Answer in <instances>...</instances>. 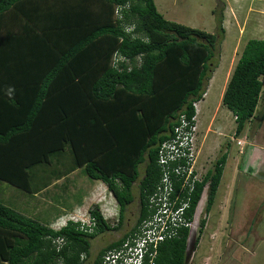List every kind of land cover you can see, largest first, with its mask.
<instances>
[{
    "label": "trees",
    "instance_id": "1",
    "mask_svg": "<svg viewBox=\"0 0 264 264\" xmlns=\"http://www.w3.org/2000/svg\"><path fill=\"white\" fill-rule=\"evenodd\" d=\"M46 1L0 0V180L33 196L82 167L106 184L119 214L112 225L93 204L90 226L54 228L1 197L0 264H85L91 239L122 224L135 184L139 214L130 233L138 231L161 174L158 147L179 114H194L192 101L206 91L224 33L220 16L210 33L166 19L154 0H97L67 11ZM263 75L264 39L249 38L222 96L236 135L255 113ZM226 157L196 183L188 217L203 190L204 213L211 210ZM53 160L60 170H52ZM204 227L201 218L197 236ZM188 237L183 227L160 241L154 263L184 264Z\"/></svg>",
    "mask_w": 264,
    "mask_h": 264
},
{
    "label": "rangeland",
    "instance_id": "2",
    "mask_svg": "<svg viewBox=\"0 0 264 264\" xmlns=\"http://www.w3.org/2000/svg\"><path fill=\"white\" fill-rule=\"evenodd\" d=\"M154 3L158 12L166 19L210 33H217L216 17H222V14L226 13L225 28L223 27L225 32L219 33L216 55L214 56L218 65L215 80H212L210 84L207 83L206 94L198 103L197 126L199 127L197 131L200 133L195 140L196 147L198 148L200 145L201 138H203L202 134L207 135L205 137L206 140L204 138L205 143L213 146L208 150L210 155H207L208 153L205 151L206 154L201 153L198 158V168L204 173L213 163L215 157L219 155V144L229 141V137L232 136L233 144L236 143L234 115L232 116L227 107L223 105L220 91L226 71L230 72L232 70L246 40L249 38L264 39V0H154ZM261 80L264 88V75ZM257 107H260V101ZM212 111H216L213 124L210 122ZM207 127H210V130ZM197 135L198 132L196 133ZM263 138L264 135H261L259 140L263 141ZM198 140L199 143H197ZM205 155L207 158H204ZM68 156L69 152L67 153V158H69ZM51 168L52 170L55 168L60 170L59 162L53 160ZM241 175L245 179L249 177L248 187L243 185L235 186L231 199L229 197L227 223H219L220 212L208 213V222L198 236L196 228L195 232L198 241L194 245L187 264H264V183L251 175L243 173ZM252 183L253 185L251 186ZM101 186L103 187L99 188V185H96L94 189L87 191L89 196L84 197L83 208L67 215L69 217L73 216V218H84L85 226H88V220H90L88 209L93 204H98L100 208L101 203H106L104 207L106 218L110 223H116L118 204L106 184L102 183ZM80 187H83L82 190L79 188L83 194L85 186L81 184ZM0 189L1 201H3L1 197H7L11 193L10 191L23 193L19 188L1 180ZM55 190L58 192L57 184ZM133 191L134 200L126 207L123 226L114 233H100L91 239L89 261L93 260L109 239L115 238V236L124 232L126 221L130 220L132 223L136 219L139 211L136 184ZM57 199L56 197L52 201L50 209L53 211L42 209V212L37 215L31 214V212L28 214V210L26 212L23 210L25 207H29L31 211V208L34 207L32 205L33 201L30 202L29 206L24 204L23 207L17 208L11 198L7 200H10L11 203L8 204L12 205L16 210L29 216L33 215V218L47 224L50 217L59 211ZM205 199L204 197L199 205L201 207L200 218L204 214ZM212 212H214V209ZM63 218L65 216L58 217L50 226L58 227Z\"/></svg>",
    "mask_w": 264,
    "mask_h": 264
},
{
    "label": "built area",
    "instance_id": "3",
    "mask_svg": "<svg viewBox=\"0 0 264 264\" xmlns=\"http://www.w3.org/2000/svg\"><path fill=\"white\" fill-rule=\"evenodd\" d=\"M198 103L199 100L192 101L194 114L190 119L184 113L177 116L172 135L158 147L157 162L161 174L157 185L148 196L147 217L139 224L138 231L126 238L121 249H111L98 264H155L156 247L160 241L178 236L179 229L183 227H188L190 234L201 218L205 219V225L208 222V214L204 213L200 218L199 205L204 198V190L191 218L186 215L196 183L206 174L197 166L198 150L195 140ZM69 218L79 221L80 228L84 229V218ZM65 223L66 218H63L57 228ZM88 223L92 224L91 218ZM58 242H62V239L59 238Z\"/></svg>",
    "mask_w": 264,
    "mask_h": 264
},
{
    "label": "crops",
    "instance_id": "4",
    "mask_svg": "<svg viewBox=\"0 0 264 264\" xmlns=\"http://www.w3.org/2000/svg\"><path fill=\"white\" fill-rule=\"evenodd\" d=\"M45 2L47 1L45 0ZM48 2L55 4L57 8L59 9H66V11H67L68 6L76 7L79 4L86 5V4L98 3L97 0H48ZM225 17H226V13L224 12L222 14V26L224 28H225L224 24L226 20ZM217 66L218 65H216L214 71L212 72L211 77L207 82L208 84H210L212 80H215ZM233 68L230 72L226 71L225 73L226 77L224 76L222 86H221V91H220V94H222V96L226 88L227 82L233 71ZM263 94L264 93L262 91V95L259 100L260 107L259 108L256 107L254 115L250 118L245 128L238 135L235 134L237 138L236 143L233 144L232 142L233 136H232V137H229L231 141L229 139V141L227 142L225 141L222 144L218 145L219 155L215 157L214 161L222 153L227 154V157H226V162L222 170V175H221L218 189L216 192L215 200H214V203L209 213H215L216 211L220 212V215L218 218L220 224L223 222L227 223L228 221L227 212H228L229 197L231 199V196L235 190V186L243 185L244 187H248L247 182H249L248 181L249 177L245 179L241 175V173L251 175L252 177H255L256 179L264 183V138H263V141L259 140L261 135L262 136L264 135L263 133L264 132V96ZM201 100H199V102ZM230 113L233 116V113L231 111ZM210 115H211L210 122L211 124H213V119H214V116L216 115V111H212ZM198 127L199 126H197V130H198ZM207 129L210 130V127H207ZM248 129H249V134H248ZM197 132H198V135L196 137H199L200 132L199 131ZM206 136L207 135L202 134L203 138H201L200 143H199V140L197 141V143L200 144L197 148L198 150L197 166H198V158L201 156V153L204 154L206 151L208 153L207 155H210L208 150H210L213 147L212 145L205 143ZM238 141H240V143H238ZM204 158H207L206 155ZM213 163L208 167V169L212 167ZM207 170L205 172H207ZM102 183L103 182H101L100 180L90 179L83 172L82 167H77V168L72 169L69 173L61 175L58 179L53 181V183L48 188L44 189L43 192L41 193H37L33 196H29V194L25 195L24 192L19 193L18 191H10L11 193H9L7 197L5 198L2 197V198L4 200L6 198L7 199L11 198L16 204L17 208L23 207L24 204L29 206L30 202L33 201L32 205L34 207L31 208V211L29 207H25V209L23 210H25V212L26 210H28V214H30L31 212V214L37 215L39 212H42V209H45L46 211H53L50 209V207L52 205V201L54 200V198L57 197L58 198L57 206L59 208V211L53 214L49 220L48 218L50 215L47 217V220H48L47 224L51 225V223H54L58 217L63 216V215L65 216L69 213H74L77 209L80 210L81 208H83L82 205L84 203L83 201L84 197L89 196V193H87V191L94 189L96 185H99V188L103 187L101 186ZM56 184L58 187V192H56L55 190ZM81 184L85 186L84 187L85 192L83 194L81 193V190L83 188V187L82 188L80 187ZM252 185L253 183L251 184V186ZM79 188L81 190H79ZM105 204L101 203L100 209H101L102 214L106 218V211L104 209ZM213 209H214V212H212Z\"/></svg>",
    "mask_w": 264,
    "mask_h": 264
},
{
    "label": "flooded vegetation",
    "instance_id": "5",
    "mask_svg": "<svg viewBox=\"0 0 264 264\" xmlns=\"http://www.w3.org/2000/svg\"><path fill=\"white\" fill-rule=\"evenodd\" d=\"M125 210H126V209H125ZM118 214H119V211H118V209H117V212H116V216H117V218H118ZM123 214H125V211H124ZM138 214H139V211H138ZM137 217H138V215L136 216V219H137ZM117 218H116V219H117ZM136 219H135L132 223H131L130 220L126 221V223H125V227H124V232H122L121 234L115 236V238L109 239V240L107 241L106 245H108V244H110V243H112V242H115V241L121 240L125 234H128L127 237L132 236L130 232H131V230L135 227ZM123 221H124V220H123ZM67 222H68V221H66L65 224H67ZM115 224H117V222H116V223H112V225H115ZM122 226H123V222H122V224L118 227V229H121ZM116 230H117V229H110V230L105 231L104 233H106V234H110V233H112V232L114 233ZM113 235H114V234H113ZM127 237H126V238H127ZM126 238L122 241L121 244L118 245V246H119V249H121V248L125 245L124 242H125ZM106 245H105V246H106ZM105 246H104V247H105ZM102 248H103V247H102ZM102 248H101V249H102ZM101 249H100V250H101ZM111 249H114V248H111ZM111 249H107V250H105V252H104V253L102 254V256H101V260H102L103 256H104L108 251H110ZM100 250H99L98 253L95 255V257L93 258L92 261H89V257L91 256V255L89 254V256L86 258L87 260L85 261V264H91V263L94 261V259H96V257L99 255ZM101 260H100V261H101Z\"/></svg>",
    "mask_w": 264,
    "mask_h": 264
},
{
    "label": "water",
    "instance_id": "6",
    "mask_svg": "<svg viewBox=\"0 0 264 264\" xmlns=\"http://www.w3.org/2000/svg\"><path fill=\"white\" fill-rule=\"evenodd\" d=\"M198 227V223L196 222L189 237L187 239L186 249H185V261L184 264H187L189 257L194 249L195 239H196V228Z\"/></svg>",
    "mask_w": 264,
    "mask_h": 264
},
{
    "label": "clouds",
    "instance_id": "7",
    "mask_svg": "<svg viewBox=\"0 0 264 264\" xmlns=\"http://www.w3.org/2000/svg\"><path fill=\"white\" fill-rule=\"evenodd\" d=\"M206 92V91H205ZM205 95V93L203 94V96ZM203 96H202V98H203ZM201 100V99H200ZM62 217H64V216H62ZM65 218H66V221H73V222H76V221H74V220H72V219H70L69 218V215H65ZM79 222V221H78ZM80 223V222H79Z\"/></svg>",
    "mask_w": 264,
    "mask_h": 264
}]
</instances>
